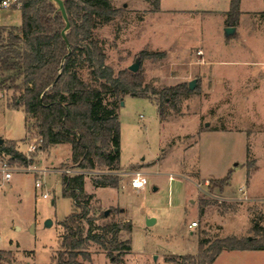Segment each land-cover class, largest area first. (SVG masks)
I'll return each mask as SVG.
<instances>
[{
	"label": "rangeland",
	"instance_id": "obj_1",
	"mask_svg": "<svg viewBox=\"0 0 264 264\" xmlns=\"http://www.w3.org/2000/svg\"><path fill=\"white\" fill-rule=\"evenodd\" d=\"M109 1L116 13L95 29L106 64L117 74L139 59V72L150 89L149 97L127 94L117 99L120 186L93 185L94 176L106 167L71 168L73 174L84 172L85 190L94 194L92 213L111 210L97 222H132V231L122 234L131 239L125 264H193L202 240L254 236L253 221L264 225V78L258 76H264V0H245L238 23L242 28L230 36L224 26L230 0H160L159 9L156 0ZM21 23L20 10L0 9L4 32H20ZM242 59L251 62L241 64ZM81 74L87 78V69ZM224 77L250 78L251 83L236 91L222 85ZM193 79L195 89L181 94L176 109L170 107L162 120L160 97L152 88L185 83L189 89ZM16 96L13 89H0V139L15 141L25 153L36 132L27 131L24 109L13 107ZM114 100L107 95L106 101ZM30 156V164L49 171H18L0 184V249L10 252L12 264H51L63 232L60 222L73 209L62 184V174L71 164V145H52ZM230 169V184L211 190L210 181L223 178ZM134 171L145 173L144 188L130 185ZM247 172L248 178L254 174L252 188L262 193L260 198L240 190L246 187ZM36 179L41 187H36ZM48 220L53 224L47 226ZM192 221L198 226L190 227ZM89 251L92 261L78 258L83 264H114L98 244L92 242ZM216 264H264V250H226Z\"/></svg>",
	"mask_w": 264,
	"mask_h": 264
},
{
	"label": "trees",
	"instance_id": "obj_2",
	"mask_svg": "<svg viewBox=\"0 0 264 264\" xmlns=\"http://www.w3.org/2000/svg\"><path fill=\"white\" fill-rule=\"evenodd\" d=\"M70 27L66 26L57 4L49 0H26L21 10L20 32L6 33L0 26V89L18 93L13 107L23 108L26 127L43 139L42 149L52 145H71V164L67 169H107L92 179L95 187L118 188L121 181L120 145L121 122L118 109L120 98L149 97V84L144 76L129 68L115 74L106 64L107 54L102 41L95 36L98 22L108 23L116 13L109 0H63ZM157 9L160 0H156ZM241 0H230L225 24L237 26L241 16ZM145 52H142L144 54ZM164 56L165 52H157ZM141 59V58H140ZM87 69L88 77L81 74ZM185 83L152 88L159 95V115L162 120L169 108L176 109L181 94L191 93ZM107 95L115 97L106 101ZM119 99V100H117ZM0 150L16 157L23 164L32 161L16 148L15 141L0 143ZM213 178L209 188L223 190L230 184L231 174ZM63 195L73 201L71 214L60 224L59 249L51 264H83L92 261L89 247L98 244L114 264H125L131 250V239L123 238V231L131 232L130 220L106 221L105 211L96 215L91 211L94 195L85 190L84 172L62 174ZM254 236L227 235L214 240H202L198 245V261L193 264H213L224 250H264V225L253 221ZM10 252L0 249V264H12ZM195 259L184 256V259ZM176 261V260H174ZM184 264V263H182Z\"/></svg>",
	"mask_w": 264,
	"mask_h": 264
},
{
	"label": "built area",
	"instance_id": "obj_3",
	"mask_svg": "<svg viewBox=\"0 0 264 264\" xmlns=\"http://www.w3.org/2000/svg\"><path fill=\"white\" fill-rule=\"evenodd\" d=\"M26 0H0V9H15V10H22L24 7ZM199 54L202 53V51L198 52ZM43 144V139L41 136H30L27 142V148L26 152L24 153L28 159H31L30 154L35 153L37 151L41 150V146ZM26 170H36L39 172H46L42 169H37L32 164H23L20 166L19 160L14 157L12 154L7 153L5 150H0V184L9 182L12 178L15 172L18 171H26ZM65 173L73 174L72 169H65ZM81 173V172H78ZM77 174V173H76ZM146 175L142 171H134L132 174V178L130 181V185L135 189H142L146 186ZM36 187H41L42 183L39 179H36L35 182ZM244 192V191H243ZM44 197H48L47 193H43ZM198 226V221H192L190 223V227ZM3 237L0 234V242L2 241ZM173 264H179V263H173Z\"/></svg>",
	"mask_w": 264,
	"mask_h": 264
},
{
	"label": "crops",
	"instance_id": "obj_4",
	"mask_svg": "<svg viewBox=\"0 0 264 264\" xmlns=\"http://www.w3.org/2000/svg\"><path fill=\"white\" fill-rule=\"evenodd\" d=\"M244 3H245V0H241V16H240V22H241V20H242V17H243V14L245 13V8H244ZM228 11V10H227ZM226 11V12H227ZM250 11V10H249ZM252 12V11H251ZM225 27L227 26L226 24L224 25ZM239 28H242L241 27V25H238V26H236V33H238V31H239ZM235 33V34H236ZM249 59H242V60H239L238 62H240L241 64H248L249 62H251V61H248ZM262 63H264V61H261ZM257 63H258V61H257ZM258 76L259 77H263L264 78V76L263 75H261V73L260 72H258ZM225 78V77H224ZM223 78V82H222V85H224V86H228V87H236L237 89H236V91H238V87H241L242 85H249L250 83H251V81H250V78H245V79H239L238 78V80H234V79H232V78H229V79H227V78H225L224 79ZM226 83V84H225ZM253 84V83H252ZM254 84H255V82H254ZM256 85V84H255ZM225 92H228V91H231L230 89H225L224 90ZM28 131V130H27ZM250 134H253V133H250ZM250 134H249V137H250ZM245 163V162H244ZM239 164H241V163H239ZM239 164H237V165H239ZM120 166H121V164H120ZM43 170H45L46 172H48L49 170L48 169H43ZM19 172H21V171H19ZM45 172V173H46ZM253 177H254V174H253V176H251L250 178H248V172H247V183H246V187L245 186H242V187H240V190H243L244 192H246L247 194H249V195H251L252 197L251 198H254V199H256V198H260L259 197V195L260 194H262V193H258V192H256V191H253V188H252V179H253ZM97 188H100V187H97ZM94 195V194H93ZM249 198V197H248ZM225 236H227V235H223V236H216L215 237V239L216 238H222V237H225ZM226 250H224L221 254H223L224 252H225ZM234 251H240V252H249V251H252V250H234ZM220 254V255H221ZM219 255V256H220ZM219 256L216 258V260L214 261V263L213 264H216V262H217V259L219 258Z\"/></svg>",
	"mask_w": 264,
	"mask_h": 264
},
{
	"label": "water",
	"instance_id": "obj_5",
	"mask_svg": "<svg viewBox=\"0 0 264 264\" xmlns=\"http://www.w3.org/2000/svg\"><path fill=\"white\" fill-rule=\"evenodd\" d=\"M55 4H57L58 6V10L62 13V16L64 18V20L66 21V26L65 28L62 30V35H63V38L65 39V41L67 42V45L70 46L69 44V41H68V38H67V35H66V31L69 29L70 27V21H69V18H68V14H67V10H66V7H65V4H64V1L63 0H49ZM225 31H226V34L228 36L230 35H234L236 33V26H226L225 28ZM131 71L133 72H137L140 68V60L138 59L135 63H133L132 65H130L128 67ZM197 85V80L196 79H193L189 82V88L191 90H194L195 87ZM4 141V139H0V143H2ZM110 213V209L108 210H105V215L108 216ZM153 219H149L148 223L149 224H152L153 223ZM53 224V221L52 220H48L46 222V225L47 226H50Z\"/></svg>",
	"mask_w": 264,
	"mask_h": 264
}]
</instances>
